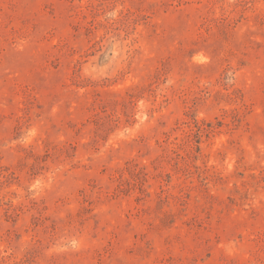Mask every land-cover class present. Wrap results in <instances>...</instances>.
Segmentation results:
<instances>
[{
	"label": "rangeland",
	"instance_id": "obj_1",
	"mask_svg": "<svg viewBox=\"0 0 264 264\" xmlns=\"http://www.w3.org/2000/svg\"><path fill=\"white\" fill-rule=\"evenodd\" d=\"M0 264H264V0H0Z\"/></svg>",
	"mask_w": 264,
	"mask_h": 264
}]
</instances>
